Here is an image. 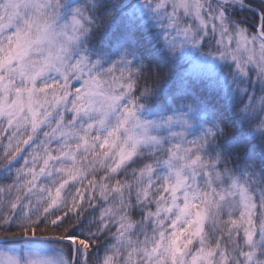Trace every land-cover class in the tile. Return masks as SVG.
Here are the masks:
<instances>
[{
    "label": "snow or ice",
    "instance_id": "obj_1",
    "mask_svg": "<svg viewBox=\"0 0 264 264\" xmlns=\"http://www.w3.org/2000/svg\"><path fill=\"white\" fill-rule=\"evenodd\" d=\"M0 264H264V0H0Z\"/></svg>",
    "mask_w": 264,
    "mask_h": 264
}]
</instances>
